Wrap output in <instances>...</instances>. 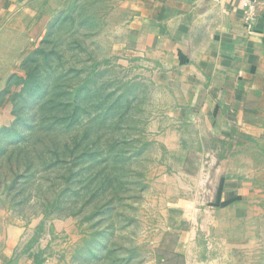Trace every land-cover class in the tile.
Segmentation results:
<instances>
[{"label":"rangeland","instance_id":"rangeland-1","mask_svg":"<svg viewBox=\"0 0 264 264\" xmlns=\"http://www.w3.org/2000/svg\"><path fill=\"white\" fill-rule=\"evenodd\" d=\"M118 1L31 0L29 26L1 22L28 36L15 48L0 37V263L183 264L161 246L189 225L170 214L165 178L196 153L172 150L188 143L129 47ZM260 129L238 136V154L264 209ZM223 148L203 158L206 188L213 154H237ZM260 230L264 243V214Z\"/></svg>","mask_w":264,"mask_h":264},{"label":"crops","instance_id":"crops-1","mask_svg":"<svg viewBox=\"0 0 264 264\" xmlns=\"http://www.w3.org/2000/svg\"><path fill=\"white\" fill-rule=\"evenodd\" d=\"M30 2L0 0V25L29 26ZM117 5L129 16L124 21L129 47L153 72L169 118L181 129L174 134L188 143L172 150L196 153L190 161L184 152L181 173L165 178L177 195L170 214L189 225L171 229V241L163 240L162 248L183 264H264L260 191L249 161L238 154V136L263 133L264 0H119ZM6 28L0 31L4 47L15 48L13 38L28 36L15 26ZM215 147L237 154L225 161L213 154L211 165L218 169L211 194L199 200L197 191L206 189L203 158Z\"/></svg>","mask_w":264,"mask_h":264},{"label":"built area","instance_id":"built-area-1","mask_svg":"<svg viewBox=\"0 0 264 264\" xmlns=\"http://www.w3.org/2000/svg\"><path fill=\"white\" fill-rule=\"evenodd\" d=\"M204 163H205V164H204V166H203V167H204L203 172H207V164H208V162L205 161ZM204 191H205V193H206L207 195H208V194H209V195L211 194V190H210V188H206Z\"/></svg>","mask_w":264,"mask_h":264}]
</instances>
